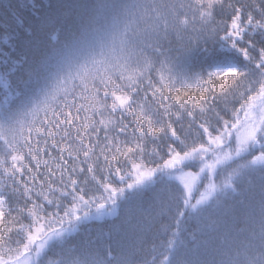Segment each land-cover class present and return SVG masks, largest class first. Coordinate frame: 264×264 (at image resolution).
I'll return each instance as SVG.
<instances>
[{"label": "snow or ice", "instance_id": "snow-or-ice-1", "mask_svg": "<svg viewBox=\"0 0 264 264\" xmlns=\"http://www.w3.org/2000/svg\"><path fill=\"white\" fill-rule=\"evenodd\" d=\"M30 7L0 5V264H264V0Z\"/></svg>", "mask_w": 264, "mask_h": 264}, {"label": "trees", "instance_id": "trees-1", "mask_svg": "<svg viewBox=\"0 0 264 264\" xmlns=\"http://www.w3.org/2000/svg\"><path fill=\"white\" fill-rule=\"evenodd\" d=\"M9 0H0V5L8 3ZM11 3L13 5H18L19 6V12L20 15L25 19V20H30L32 10L30 7V0H11ZM3 16V10L0 8V17ZM0 87H2V82H0ZM113 225L111 223H102L98 226L93 227V231L98 232L102 231L104 233H107L110 228H112Z\"/></svg>", "mask_w": 264, "mask_h": 264}]
</instances>
